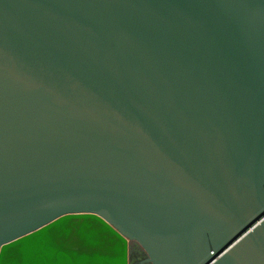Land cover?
<instances>
[{"label": "water", "instance_id": "water-1", "mask_svg": "<svg viewBox=\"0 0 264 264\" xmlns=\"http://www.w3.org/2000/svg\"><path fill=\"white\" fill-rule=\"evenodd\" d=\"M76 214L116 264H264V0H0V264Z\"/></svg>", "mask_w": 264, "mask_h": 264}, {"label": "bare ground", "instance_id": "bare-ground-1", "mask_svg": "<svg viewBox=\"0 0 264 264\" xmlns=\"http://www.w3.org/2000/svg\"><path fill=\"white\" fill-rule=\"evenodd\" d=\"M48 254L35 264L57 261L56 251L64 249L71 256V264H116L123 242L113 234L100 219L86 214H76L62 218L47 228L44 234ZM37 242L33 237L29 244ZM36 252L27 248V243L20 242L8 248L3 264H31ZM61 264H70L62 256Z\"/></svg>", "mask_w": 264, "mask_h": 264}, {"label": "flooded vegetation", "instance_id": "flooded-vegetation-1", "mask_svg": "<svg viewBox=\"0 0 264 264\" xmlns=\"http://www.w3.org/2000/svg\"><path fill=\"white\" fill-rule=\"evenodd\" d=\"M127 264H152L147 252L134 240L127 241Z\"/></svg>", "mask_w": 264, "mask_h": 264}]
</instances>
